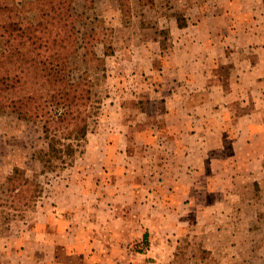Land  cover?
Returning <instances> with one entry per match:
<instances>
[{
    "label": "rangeland",
    "instance_id": "rangeland-1",
    "mask_svg": "<svg viewBox=\"0 0 264 264\" xmlns=\"http://www.w3.org/2000/svg\"><path fill=\"white\" fill-rule=\"evenodd\" d=\"M13 1L25 22L41 21L35 0ZM74 12L69 66L93 92L88 138L44 166V122L0 113V264H264V129L247 149L234 121L264 112V76L247 71L264 75V0H74ZM173 96L184 100L172 107L184 114L176 138L165 123L176 125L166 119ZM188 123L204 125L206 154L221 164L212 197L187 188V212L180 199L173 217L131 211L126 182L156 192V164L169 163ZM185 158L177 148L175 161Z\"/></svg>",
    "mask_w": 264,
    "mask_h": 264
},
{
    "label": "trees",
    "instance_id": "trees-1",
    "mask_svg": "<svg viewBox=\"0 0 264 264\" xmlns=\"http://www.w3.org/2000/svg\"><path fill=\"white\" fill-rule=\"evenodd\" d=\"M35 2L42 19L32 23L13 0H0V113L44 122L48 150L39 159L45 166L66 163L86 142L94 96L89 80L74 79L69 66L78 51L74 0Z\"/></svg>",
    "mask_w": 264,
    "mask_h": 264
},
{
    "label": "crops",
    "instance_id": "crops-1",
    "mask_svg": "<svg viewBox=\"0 0 264 264\" xmlns=\"http://www.w3.org/2000/svg\"><path fill=\"white\" fill-rule=\"evenodd\" d=\"M249 72L250 75H255L258 77L264 76L263 73L258 74L259 70L257 66H249ZM176 84V83H175ZM178 85V84H177ZM168 94H171L168 92ZM178 103L184 104V100L182 98L178 97H167V102L166 104L169 105L167 107V112H166V119L171 120V122H180V119L184 117V114L182 112H179V110L172 109V107L176 108V105ZM188 104V102H185ZM174 105V106H172ZM253 113H250L246 116L243 117H235L234 121L235 124L237 125V132H235L237 139H239V143H242V146H246L247 149L252 147L253 145V139L252 137L258 134L261 129H264V112H260L258 109L253 110ZM216 115V113H215ZM186 119L192 121H205L208 120L207 117L200 115V114H190L187 113L185 114ZM222 118V116H219ZM217 119V118H216ZM167 127H168V132L170 134H173L174 137L176 138L177 133V124L176 125H171L168 122ZM259 124H262V126L258 127ZM181 127V126H180ZM173 129V131H172ZM204 125L202 128H195L193 124L189 125L186 127L184 130V133L180 136L184 137V140L178 141L177 145L171 146L169 149L170 151L172 150V157L165 158L164 161H168V164L165 163H158L156 164V192L151 191L150 189V183L145 184L143 181L140 182L142 183L141 188H139V180H134V182H126L128 186L132 189V196H131V204L129 209L131 211H136L139 209H147L148 211H151L149 209L153 208V211H155L156 208V213L157 211H161L160 215L162 217H165L163 215H166L168 217H173L176 216L177 213L175 210V206L173 205V202L178 200H182L183 204V209L184 212L188 211V204H187V196L188 194H191L187 188H192L193 190V195L196 197V195L199 196V199L201 201H206V199H210L212 197L211 192L209 193L208 191L210 190V186L213 184V179L212 176L214 175V171L220 167V163L215 161L210 154H206L208 150L206 149V145L204 146ZM241 130L243 131L241 135ZM181 132V130H180ZM246 133V134H245ZM241 135V136H240ZM156 146L158 149L156 151L157 154L159 153V149L162 148L163 146L161 144H157ZM185 148V154H186V160L182 164H178L175 159H176V150L177 148ZM174 150V151H173ZM206 155V156H204ZM158 156V155H157ZM194 157H198V160L193 163ZM250 161V160H248ZM240 165H247L243 161L239 162ZM129 168L126 169V171H132L134 172L133 168H131V164H128ZM225 165L223 164V167ZM182 169L181 172L179 173V176L177 177L175 174L177 169ZM160 169V170H157ZM141 171L143 172L142 168ZM160 171V172H157ZM135 173V172H134ZM144 173V172H143ZM162 173V175H161ZM145 178L147 180L148 175L144 173ZM200 176H204V180H200ZM133 177V176H132ZM163 177V180L161 179ZM199 177V178H198ZM233 179V178H232ZM113 183V182H112ZM159 184V186H158ZM208 185V186H207ZM159 187V188H158ZM203 187H207L206 189H203ZM183 188V190H181ZM149 194V196L147 195ZM180 194V195H179ZM156 197V201L154 199ZM189 197V196H188ZM201 213V211H200ZM163 221V220H162ZM150 233V230H146ZM144 238L149 239V236L147 233L144 234ZM95 254V253H94ZM91 261L88 264H109L108 260L106 258L98 260L96 256H92L91 258H84V260L80 261L79 264H85L83 261ZM94 262V263H92ZM40 264H43L40 261ZM53 264H75V261H66L62 263L61 261L54 262Z\"/></svg>",
    "mask_w": 264,
    "mask_h": 264
}]
</instances>
